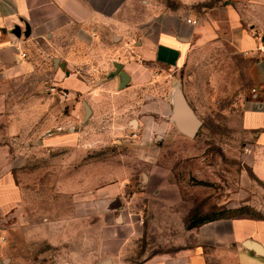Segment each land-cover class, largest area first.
Returning a JSON list of instances; mask_svg holds the SVG:
<instances>
[{
  "label": "crops",
  "instance_id": "obj_1",
  "mask_svg": "<svg viewBox=\"0 0 264 264\" xmlns=\"http://www.w3.org/2000/svg\"><path fill=\"white\" fill-rule=\"evenodd\" d=\"M116 2L112 7L111 0H0L4 74L27 72L28 46L37 43L57 55L55 62H60L65 74L57 84L60 88L90 91L88 80L80 78L82 72L92 77L99 72L102 78L99 88L93 89V93L101 92L94 103L87 99V119L76 108L75 117L59 120L73 131L71 151H60L45 162L55 166L54 204H61L65 197L70 210L66 216L56 211L54 220L44 218L40 238L55 250L68 245L70 264H264V257L246 246L247 242L258 244L264 253L262 219L225 218L187 227L190 202L184 199L175 170L162 159L166 151L161 143L180 136L169 120L171 94L177 86L183 95L184 91L178 79L167 93L169 78L196 58L199 47L223 41L246 59L248 83L255 90V98L250 93L244 99L239 121L244 148L249 149L242 153L241 178L264 184V0H229L213 10L187 12L178 7L157 13L141 26L134 50L125 40L126 18L114 15L127 0ZM187 19L197 24L192 26ZM15 27L21 30L19 37L13 34ZM115 65L129 77L123 89L118 75L109 78L116 72ZM96 123L121 131L126 150L96 155L92 149L96 141H111L95 128ZM67 140L60 133L55 146ZM49 152L54 151H29L19 171L9 146H0V213H6L12 230H18L21 209L24 230L28 220L17 178H31L32 155L47 158ZM145 242L149 244L143 250ZM11 250L8 243L7 252Z\"/></svg>",
  "mask_w": 264,
  "mask_h": 264
},
{
  "label": "rangeland",
  "instance_id": "obj_2",
  "mask_svg": "<svg viewBox=\"0 0 264 264\" xmlns=\"http://www.w3.org/2000/svg\"><path fill=\"white\" fill-rule=\"evenodd\" d=\"M228 3L229 0H127L125 8L112 15L126 18L125 40L128 48L134 50L142 32L141 26L157 13L178 7L187 12H199ZM117 4L116 0H111L112 7ZM28 47L27 72L9 76L0 69V146H9L15 169L19 171L23 170L29 151L54 152H49L47 158L32 155L28 168L31 178H17L23 190L27 226L24 230L22 209L18 213L17 231L11 229L6 213H0V261L1 264H70L68 245L63 244L55 250L40 238L39 226L45 224L44 218L54 220L56 211L66 216L70 210L65 197L61 204H54L56 194L52 180L55 166L47 160L63 153L60 151H71L69 137L73 131L69 124L62 126L59 120L75 117L76 108L84 114L87 99L94 103L97 93H101L93 91L99 88L102 78L99 72H95L94 77L82 72L80 78L88 80L90 91L74 92L60 88L57 84L65 74L60 69V62H55L58 58L53 49L37 43ZM197 50L196 58L189 65L183 64L169 78L166 92L170 93L174 82L179 79L188 104L202 123L201 129L194 139L180 134L161 141L164 145L162 151H166L162 159L175 170V179L181 186L184 199L190 202L191 211L186 224L196 225L219 217L264 219V184L252 178L251 183L244 182L241 178L246 140L239 121L243 101L251 93L246 75L247 61L223 41ZM119 122L117 120L110 126L117 128ZM114 126L109 131L108 125L104 129V125L96 123L95 128L111 139L110 144L102 139L96 141L92 146L96 155H117L126 150L121 144L124 135L114 130ZM60 133L65 134L67 143L55 146V137ZM232 194L233 201L230 202ZM7 230H10V236H7ZM8 243L12 244L10 252H7ZM146 244L149 243H144L143 250ZM147 252L151 253L150 248Z\"/></svg>",
  "mask_w": 264,
  "mask_h": 264
},
{
  "label": "water",
  "instance_id": "obj_3",
  "mask_svg": "<svg viewBox=\"0 0 264 264\" xmlns=\"http://www.w3.org/2000/svg\"><path fill=\"white\" fill-rule=\"evenodd\" d=\"M13 34L19 37L21 35L20 28L15 27V29L13 30ZM24 35L26 37L30 35L29 27L25 28ZM115 69L116 72L109 75V78H112L115 74L118 75V77L122 80L121 89H123L129 82V77L125 72L121 71L122 67L120 65H115ZM171 100L172 113L169 117V120L175 125L176 129L180 134L189 139H194L197 136L199 130L201 129L202 123L195 115L194 111L188 104L185 96L183 95L181 89L178 86L175 87V89L173 90L171 94ZM84 111L85 119H87L90 115V109L86 103H84ZM246 246L252 247L258 255L264 257V253L258 244L247 242Z\"/></svg>",
  "mask_w": 264,
  "mask_h": 264
},
{
  "label": "built area",
  "instance_id": "obj_4",
  "mask_svg": "<svg viewBox=\"0 0 264 264\" xmlns=\"http://www.w3.org/2000/svg\"><path fill=\"white\" fill-rule=\"evenodd\" d=\"M186 22H187L188 24H191L192 26H195V25L197 24V22H196L195 20H190V19H187ZM22 58H25V54H24V53H22ZM251 94H252L253 97L255 98V90H251ZM64 96H65V95H64ZM248 151H249L248 148H244L243 151H242V153H243V154H247ZM1 241H3V238L1 239Z\"/></svg>",
  "mask_w": 264,
  "mask_h": 264
},
{
  "label": "trees",
  "instance_id": "obj_5",
  "mask_svg": "<svg viewBox=\"0 0 264 264\" xmlns=\"http://www.w3.org/2000/svg\"><path fill=\"white\" fill-rule=\"evenodd\" d=\"M197 137V136H196ZM225 218H237V217H219V218H215V219H210V220H208V221H204V222H201V223H198V224H202V223H205V222H211V221H214V220H217V219H225ZM251 218H255V217H251ZM256 219H260V218H256ZM262 220H264V219H262ZM198 224H194V225H188L187 227L188 228H192V227H194V226H197Z\"/></svg>",
  "mask_w": 264,
  "mask_h": 264
}]
</instances>
